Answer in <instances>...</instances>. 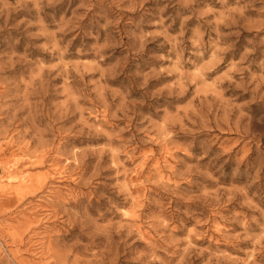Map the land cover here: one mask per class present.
<instances>
[{
    "label": "rangeland",
    "instance_id": "374dc122",
    "mask_svg": "<svg viewBox=\"0 0 264 264\" xmlns=\"http://www.w3.org/2000/svg\"><path fill=\"white\" fill-rule=\"evenodd\" d=\"M0 264H264V0H0Z\"/></svg>",
    "mask_w": 264,
    "mask_h": 264
},
{
    "label": "bare ground",
    "instance_id": "6f19581e",
    "mask_svg": "<svg viewBox=\"0 0 264 264\" xmlns=\"http://www.w3.org/2000/svg\"><path fill=\"white\" fill-rule=\"evenodd\" d=\"M41 159V158H40ZM35 160V159H34ZM36 160H38V159H36ZM31 161H33V160H31ZM38 161H40V160H38ZM35 162V161H34ZM42 163H43V161H42ZM38 165H40V164H38ZM36 166V165H35ZM9 175V174H8ZM29 176H26V177H23V176H10L9 177V179H11L12 180V182L14 181V182H18L19 183V185L18 186H16L14 189H15V191H17L16 193H18L19 191L18 190H21V189H24V185H25V182H27V178H28ZM23 178H25V179H23ZM27 185V184H26ZM47 185V184H46ZM47 188V187H46ZM51 191H53V189L52 190H50V192ZM47 193V192H46ZM49 196V195H48ZM22 198V197H21ZM30 205V204H29ZM43 220V219H42ZM41 220V221H42ZM46 228V227H45ZM41 231V230H40ZM35 232V231H34ZM42 232V231H41ZM36 233H37V231H36ZM39 236V235H38ZM10 238V237H9ZM16 240V239H15ZM40 250V249H39ZM45 253V252H44Z\"/></svg>",
    "mask_w": 264,
    "mask_h": 264
}]
</instances>
